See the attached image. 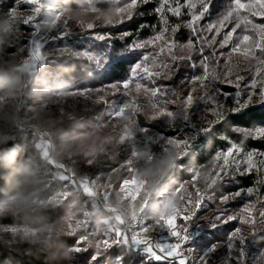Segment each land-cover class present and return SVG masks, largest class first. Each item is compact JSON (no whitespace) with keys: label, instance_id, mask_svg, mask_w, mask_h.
Segmentation results:
<instances>
[{"label":"rangeland","instance_id":"374dc122","mask_svg":"<svg viewBox=\"0 0 264 264\" xmlns=\"http://www.w3.org/2000/svg\"><path fill=\"white\" fill-rule=\"evenodd\" d=\"M63 1L0 0V64L21 71L11 77L17 83L13 92L0 89V138L11 126L31 129L43 161L68 180L45 200L35 193L11 195L0 201V212L37 210L70 197L58 220L38 228L0 225V240L42 241L82 231L78 241L91 236L93 257L125 244L152 260L163 247L165 258L156 261L168 264H264V193L256 186L239 188L246 190L243 195L236 190L218 196L213 190L215 182L233 176L235 170L225 167L229 161L241 164V170H257L261 180L264 157L232 142L207 163L190 167L189 179H164L213 123L264 101V35L251 45L247 34L221 32L216 63L174 79L170 71L190 60L194 46L171 39L166 26L135 43L144 52L126 79L83 89L60 82L54 90L49 82L34 79L29 68L38 70L40 59L52 54H87L71 43L60 44L112 37L109 30L138 4L81 0L79 7H70ZM175 1L162 10L179 12L201 2ZM213 42L214 36L208 37L207 43ZM226 92H234L235 101ZM240 131L264 136V126ZM135 218L132 228L127 220ZM225 220L233 227L215 240L211 231L226 227ZM115 264H121L120 256Z\"/></svg>","mask_w":264,"mask_h":264},{"label":"trees","instance_id":"16d2710c","mask_svg":"<svg viewBox=\"0 0 264 264\" xmlns=\"http://www.w3.org/2000/svg\"><path fill=\"white\" fill-rule=\"evenodd\" d=\"M136 1L138 4L130 17L109 30L113 34L112 37L72 38L68 42L63 40L60 45L71 43L74 47L85 50L87 54L82 56L62 52L41 58V67L38 70H35L34 66L29 68L33 78L49 82L54 90L59 89L60 82L73 89H83L124 80L128 77L131 66L141 59L144 52V49L135 46V43L167 26L169 28L167 33L171 39L189 42L194 46L190 60H183L177 69L170 71L174 79H177L188 73H201L205 65L216 63V55L220 51L217 47L218 40L222 37L221 32L235 36L247 34L251 45L259 36L264 35L262 26L264 19L256 18L254 15L257 12H264L261 0H201L193 9L181 8L179 12L162 10L165 4L170 8L178 3L175 0H153L151 4L145 3V0ZM182 1L185 0H179L180 3ZM63 2L70 7L82 5L81 0ZM209 2L211 7L199 14L201 4ZM210 36H214L211 45L207 43ZM16 75H21V71L0 64V76L11 78ZM157 82L167 83L168 80L158 79ZM254 106L243 109L248 110ZM231 113L213 123L207 132L193 140L188 152L167 170L165 181L171 177L174 179L173 181L170 179L172 183L189 179L192 175L188 170L190 167L207 163L214 155L229 147L223 138H228L244 149L264 150V139H257L240 131L254 126H264L259 111L241 124L233 123ZM33 138L31 129L18 126H11L5 131V138H0V201L15 194L28 196L33 193L39 199L45 200L66 187L68 180L60 178L56 174L58 170L43 161L39 150L32 143ZM12 149H17L19 155L15 156V163L9 161V166L4 167L5 161L2 158ZM17 169H29L35 176L26 182L17 183L21 177ZM253 186L264 193V176L261 180H257L256 174L228 176L215 182L213 190L218 196H222L239 188ZM69 199L68 196L56 205L37 210L28 208L2 210L0 225L38 228L50 224L63 216ZM232 227L233 224H230L216 235H213V231L211 233L216 240L224 229L226 233ZM82 235H85L84 232L78 231L74 234L62 232L42 241L0 240V264H84L89 254L93 255L94 248L90 243V235H86L85 240L78 241ZM74 246H79L80 251H71L70 248ZM116 256H120L121 264H168L165 261L152 260L144 252H135L125 244L103 249L96 257L99 258L100 264H115ZM89 264H92L91 260Z\"/></svg>","mask_w":264,"mask_h":264},{"label":"snow or ice","instance_id":"6c2138e0","mask_svg":"<svg viewBox=\"0 0 264 264\" xmlns=\"http://www.w3.org/2000/svg\"><path fill=\"white\" fill-rule=\"evenodd\" d=\"M145 3L151 4L153 3V0H145ZM261 3L264 4V0H261ZM211 7V3L209 2L206 6L205 9L207 10L208 8ZM254 15L256 16V18H261L264 19V12H257L254 13ZM202 17H197V19H200ZM264 26V25H262ZM182 34V32H181ZM248 37H245V39H247ZM201 55H203V53H201ZM226 98H231L235 101V93L234 92H226L224 93ZM191 97H189L190 99ZM259 111L260 114V119L264 120V101L261 102V104L259 106H254L251 109H241L239 112H234L231 113V117L233 120L234 124H241L243 123L246 119L251 118L253 115L256 114V112ZM224 141L226 143L229 144V146L231 147L232 142L228 139V138H223ZM257 139H264V137H257ZM222 151H227V150H222ZM233 151V155H235V149L232 150ZM256 153H258L260 156L264 157V150H260V149H256L254 150ZM243 163V162H241ZM225 167L228 170H235L233 173V176L235 175H239V176H251L254 174H258L257 170L253 169V170H241V164L229 161L227 165H225ZM246 190H239L238 189V194L239 195H243L245 193ZM171 223V222H169ZM229 221L225 220L224 221V225H228ZM220 230H222V226H217L214 230H213V235H216ZM178 235V233H177ZM179 247V246H176ZM77 251L79 252L80 249H77ZM164 251L163 247H160L159 251L155 254L154 259L156 260H162L165 257L163 255H161L160 253ZM173 253H169V255H172ZM92 261V264H100V260L97 257H93L91 256V254H89V258L84 260V264H89V261Z\"/></svg>","mask_w":264,"mask_h":264},{"label":"clouds","instance_id":"9594fccd","mask_svg":"<svg viewBox=\"0 0 264 264\" xmlns=\"http://www.w3.org/2000/svg\"><path fill=\"white\" fill-rule=\"evenodd\" d=\"M17 87V83L14 78H8L0 76V89L7 90L9 93L13 92ZM19 155L17 149H12L10 152L5 153V156L2 158L5 161L4 167L9 166V161L15 163V156ZM17 172L21 173L20 179L17 180V183L26 182L30 177L34 178L35 174L29 169H17Z\"/></svg>","mask_w":264,"mask_h":264},{"label":"built area","instance_id":"2783aa9c","mask_svg":"<svg viewBox=\"0 0 264 264\" xmlns=\"http://www.w3.org/2000/svg\"><path fill=\"white\" fill-rule=\"evenodd\" d=\"M138 223V218L136 219H133V220H127V224L129 225V226H131L132 228L134 227V226H136V224Z\"/></svg>","mask_w":264,"mask_h":264}]
</instances>
